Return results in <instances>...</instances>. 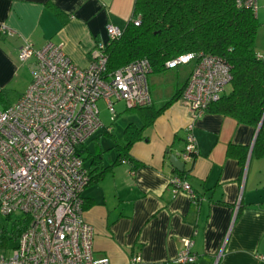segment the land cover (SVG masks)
Returning a JSON list of instances; mask_svg holds the SVG:
<instances>
[{
	"label": "crops",
	"instance_id": "0c3cea01",
	"mask_svg": "<svg viewBox=\"0 0 264 264\" xmlns=\"http://www.w3.org/2000/svg\"><path fill=\"white\" fill-rule=\"evenodd\" d=\"M134 2L0 0V24L11 29L10 34H0V93L5 92L9 102L8 96L25 92L33 78L34 59L19 63L17 58L22 45L58 43L74 63L87 66L96 44L108 41L107 26L124 28ZM255 4L260 22L255 51L264 58V0ZM190 67L179 65L147 76L154 108L185 83ZM137 118L123 126L133 122L141 128L129 149L132 162L112 166L82 192L87 205L83 219L95 232L94 256H107L110 264H180L175 258L189 239L197 255L192 264H264V154L253 152L258 128L205 111L192 122L196 152L185 161L180 154L191 123L185 101H173L150 123ZM114 135L124 142V134L122 141ZM99 138L91 136L84 146L91 153L100 149L102 159L104 151L112 150L109 161L103 159L107 166L115 160V142L103 149ZM230 145L239 149L228 154ZM171 154L183 162V172L171 164ZM89 161H84L86 167ZM176 174L196 198L174 191L169 179Z\"/></svg>",
	"mask_w": 264,
	"mask_h": 264
},
{
	"label": "built area",
	"instance_id": "2783aa9c",
	"mask_svg": "<svg viewBox=\"0 0 264 264\" xmlns=\"http://www.w3.org/2000/svg\"><path fill=\"white\" fill-rule=\"evenodd\" d=\"M245 4L257 8L255 0ZM120 31L113 25L106 28L109 37ZM10 33L0 24V34ZM103 46L97 43L92 61L81 67L58 43L48 41L35 48L27 42L18 49L19 63L33 58L35 68L26 91L0 110V217L23 215L27 224L15 245L0 253V264H110L107 256H94L95 232L83 219L82 192L89 172L79 147L102 126L98 100L104 101L114 119L116 102L124 101L131 109L151 105L152 97L147 84L149 60L136 59L105 77ZM193 59L190 53L166 64L172 68ZM230 76L228 66L215 55L201 54L191 68L180 97L191 119L185 128L183 160H192L196 152L193 120L222 94ZM169 180L174 191L196 197L178 174ZM191 245L186 239L175 263L196 261Z\"/></svg>",
	"mask_w": 264,
	"mask_h": 264
},
{
	"label": "trees",
	"instance_id": "16d2710c",
	"mask_svg": "<svg viewBox=\"0 0 264 264\" xmlns=\"http://www.w3.org/2000/svg\"><path fill=\"white\" fill-rule=\"evenodd\" d=\"M245 1L135 0L132 15L124 28L116 36L109 37L102 47V53L107 57L104 76L141 58L149 60V74H162L171 68L166 63L180 55L194 54V59L189 63L174 66L191 65L190 70L201 54L215 55L230 69L228 83L231 88L228 94H221L215 101L209 102L205 111L231 116L241 124L258 128L253 152L264 154V58L255 51L260 22L254 6L245 4ZM56 13L63 15L58 9ZM185 84L186 81L158 108L149 105L131 109L150 123L165 107L180 99ZM4 93H0L3 108L8 105L3 103L6 99ZM103 127V134L111 136L115 142V160L104 166L100 149L95 153L88 152L84 142L79 147V154L84 161L90 159L86 167L89 172L87 184L97 181L116 164L131 163L133 159L129 149L141 136V128L133 122L128 123L122 131L124 142L120 144L111 129ZM238 149L230 145L227 152L234 154ZM86 206L84 200L83 210ZM5 218L6 224L0 221V248L4 247L3 250L8 249L6 247L10 240L17 242L18 234L27 224L26 219Z\"/></svg>",
	"mask_w": 264,
	"mask_h": 264
},
{
	"label": "rangeland",
	"instance_id": "374dc122",
	"mask_svg": "<svg viewBox=\"0 0 264 264\" xmlns=\"http://www.w3.org/2000/svg\"><path fill=\"white\" fill-rule=\"evenodd\" d=\"M257 40H259V38H257ZM258 42V41H257ZM171 73H175L176 72V69H173V70H170ZM231 88V84L228 83L227 85H225L222 93L223 94H228V91L230 90ZM24 93V91H23ZM23 93L21 94H11L8 96L9 98V102H8V99H7V96H5V101H3V103L5 104H11L13 103L14 101H16ZM124 101H119L118 102V105H117V102H116V105H115V109L118 111V116L114 119H112V114L111 112L106 109V106L104 104V101L102 99L98 100L97 101V106H98V110L100 111L99 112V119L100 121L102 122V124L104 126H111L112 128V132L114 134H116V137L119 141H122L123 139V134H122V128L123 126L130 120H135L137 121L138 118H137V114L131 110H125V106H124ZM3 109V104L0 103V110ZM103 131H104V128L103 126H99L96 131L92 134V137H96V136H99V140H100V143H101V147L103 149H108L112 144H113V139L111 136H106L105 134H103ZM112 155V150H109V151H104V156H103V159L105 162H108L109 161V157ZM13 219H23V215H17V214H14V216L12 217ZM12 219V220H13ZM0 221L2 222V224H6L7 221H6V218L5 217H0ZM9 228H10V225H8ZM8 246L6 248H10L9 246H13L15 244V242L13 240H10L8 242ZM4 248V247H3ZM3 248H0V253H3V252H6L8 249H5L3 251Z\"/></svg>",
	"mask_w": 264,
	"mask_h": 264
},
{
	"label": "water",
	"instance_id": "95a60500",
	"mask_svg": "<svg viewBox=\"0 0 264 264\" xmlns=\"http://www.w3.org/2000/svg\"><path fill=\"white\" fill-rule=\"evenodd\" d=\"M261 124V123H260ZM260 124H259V126H260ZM258 126V127H259ZM170 162H171V164L175 167V168H177L178 169V171H180V172H183V162H181L179 159H178V157L177 156H175L174 154H171L170 155Z\"/></svg>",
	"mask_w": 264,
	"mask_h": 264
}]
</instances>
